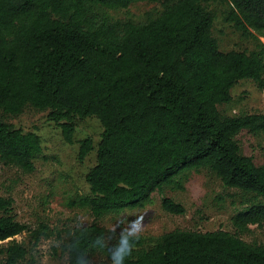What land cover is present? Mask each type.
<instances>
[{
	"label": "trees",
	"instance_id": "1",
	"mask_svg": "<svg viewBox=\"0 0 264 264\" xmlns=\"http://www.w3.org/2000/svg\"><path fill=\"white\" fill-rule=\"evenodd\" d=\"M139 1L159 8L142 20L113 18L109 10ZM223 21L254 40V48L222 50L212 28L213 3ZM257 33V35L255 33ZM264 0H0V161L24 172L42 153L40 136L8 123L27 107L47 118L73 143L76 119L95 116L96 147L78 140L77 158L92 151L87 192L69 201L88 210L91 223L68 231L61 249L67 264H264V241L238 233L264 226V163L243 153L237 135L264 131V112L224 114L241 79L264 86ZM206 169L244 197L231 219L235 232L173 229L145 245L142 236L116 234L99 222L108 214L144 207L165 188L181 189L180 174ZM11 197L0 195V242L5 264L26 248L14 237L28 230ZM162 208L185 207L163 196ZM36 240L47 226L34 229Z\"/></svg>",
	"mask_w": 264,
	"mask_h": 264
},
{
	"label": "rangeland",
	"instance_id": "2",
	"mask_svg": "<svg viewBox=\"0 0 264 264\" xmlns=\"http://www.w3.org/2000/svg\"><path fill=\"white\" fill-rule=\"evenodd\" d=\"M158 8L156 3L139 1L126 9L109 10V13L113 18L142 20L146 14ZM211 9L215 12L212 32L220 49L250 51L254 48L253 39L246 38L223 21V5L215 2ZM258 37L264 44V35ZM231 96L230 102L218 106L224 114L264 112V86L259 87L251 79L239 80L231 88ZM1 117L24 131L36 132L43 148L40 157L34 160L32 172H24L0 161V195L11 197L17 220L28 227V230L14 237L26 248V255L18 264H67L66 255L61 249L67 232L93 220L88 210L69 204L70 200L87 192L85 174L95 162L94 151L83 161L78 160L77 141L88 136L96 147L102 132L101 124L95 116L77 118L75 141L67 143L60 128L47 118V111L27 107L18 115L1 114ZM237 139L244 154L251 156L257 164L264 163V131L252 134L243 130ZM180 184L181 189L165 188L162 192H154L144 207L108 214L99 222L116 234L144 237L146 246L155 237L176 228L235 232L231 219L245 206V197L239 191L225 187L215 174L206 169L181 173ZM163 196L184 205L185 213L165 211L161 206ZM41 225L47 226L49 235L41 234L36 240L32 231ZM238 236L250 243L263 242L264 226L251 224L247 232L238 233ZM8 243V240L0 242V264H5L4 247ZM92 261L108 264L100 253L95 254Z\"/></svg>",
	"mask_w": 264,
	"mask_h": 264
},
{
	"label": "clouds",
	"instance_id": "3",
	"mask_svg": "<svg viewBox=\"0 0 264 264\" xmlns=\"http://www.w3.org/2000/svg\"><path fill=\"white\" fill-rule=\"evenodd\" d=\"M123 255H124V253L120 254V258L118 260H115V264H121Z\"/></svg>",
	"mask_w": 264,
	"mask_h": 264
}]
</instances>
